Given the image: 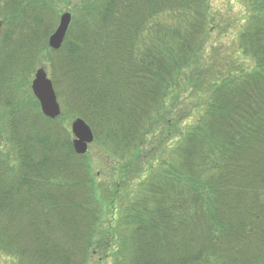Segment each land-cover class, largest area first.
Wrapping results in <instances>:
<instances>
[{"label": "trees", "instance_id": "obj_1", "mask_svg": "<svg viewBox=\"0 0 264 264\" xmlns=\"http://www.w3.org/2000/svg\"><path fill=\"white\" fill-rule=\"evenodd\" d=\"M210 1L85 0L54 50L57 0H0V249L88 264L119 239L115 264H264V0H243L254 13L239 47L256 68L227 76L205 54ZM40 65L116 162L111 213L125 185L139 190L120 230L103 224L63 115H43L29 88Z\"/></svg>", "mask_w": 264, "mask_h": 264}, {"label": "rangeland", "instance_id": "obj_2", "mask_svg": "<svg viewBox=\"0 0 264 264\" xmlns=\"http://www.w3.org/2000/svg\"><path fill=\"white\" fill-rule=\"evenodd\" d=\"M84 1L85 0H57L56 4L60 13L70 11L72 12L73 17H75L80 15V7ZM253 13L254 10L251 8V6L243 0H211L209 2L208 21L209 25L213 27V32L210 35V42H208L206 46L205 54L206 57H209L212 63H216L215 69H220L222 76H227L228 74L237 75L242 72L252 71L256 68L254 60L248 56H245L239 47V35L247 25ZM49 53L50 55H44V59L42 60L41 64H45L49 58L51 59V52ZM47 70L49 76L52 77L49 67H47ZM33 77L29 83V88L31 91ZM188 84L189 82L185 81L183 83V87L175 91V93H178L180 96V100L189 99V93L182 94V92L186 89L185 87H188ZM204 109L205 108L197 113L191 114L194 116L184 120L183 129L185 131L186 128L191 129L197 124L200 116L204 112ZM62 111V121L71 129V123L75 117L73 118V116L65 111L63 105ZM169 144L172 143L169 142ZM7 145V136L2 130H0V147H7ZM106 149V145H101L100 143L94 141L89 145L86 156L92 162L97 197L101 205L105 207L103 224L107 225L109 224V220L113 219V221L118 224V229L120 230L119 223H122L123 221V219H120V216L125 213L129 203L137 196L136 193L139 190L133 192V188H130L129 186L130 184L125 185L126 188L117 198L118 204L115 210V215L111 213L110 199L111 195L113 196L114 194L113 192L115 191V188L117 187L116 183L114 182L116 179L114 177L115 174L113 173L116 162L109 156ZM165 166L166 165L163 167ZM163 167L160 166L161 170ZM105 229L106 228H103V230ZM98 243L100 246V250L98 251L99 255L95 254L88 264H115V254L120 250L122 242H120L118 239L117 241L109 240V242L99 240ZM106 246H108V249H106ZM0 264L20 263L18 259H16V257L11 254V252L0 249Z\"/></svg>", "mask_w": 264, "mask_h": 264}, {"label": "water", "instance_id": "obj_3", "mask_svg": "<svg viewBox=\"0 0 264 264\" xmlns=\"http://www.w3.org/2000/svg\"><path fill=\"white\" fill-rule=\"evenodd\" d=\"M72 21V13L66 11L60 16L59 25L49 38V46L53 49L61 48L68 29ZM34 95L40 102L43 114L50 118H56L61 114V105L58 101L53 81L48 77L45 67L36 70L32 82ZM72 132L74 134L73 145L78 154H85L88 146L95 139L91 126L81 117H77L72 122Z\"/></svg>", "mask_w": 264, "mask_h": 264}, {"label": "bare ground", "instance_id": "obj_4", "mask_svg": "<svg viewBox=\"0 0 264 264\" xmlns=\"http://www.w3.org/2000/svg\"><path fill=\"white\" fill-rule=\"evenodd\" d=\"M65 12H66V11H65ZM61 15H62V13L60 14V16H61ZM60 16H59V17H60ZM71 23H72V22H71ZM58 25H59V21H58ZM58 25H57V27H58ZM70 26H71V24H70ZM57 27H56V28H57ZM69 28H70V27H69ZM68 30H69V29H68ZM42 66L45 67V69H46V71H47V73H48L47 67H46L45 65H40L39 67L36 68V70H37L38 68L42 67ZM36 70H35L34 75H33L34 77H35ZM34 77H33V79H34ZM48 77H50L49 74H48ZM50 78L52 79V77H50ZM52 81H53V79H52ZM32 82H33V80H32ZM31 85H32V83H31ZM53 85H54V81H53ZM54 89H55V91H56L55 85H54ZM56 94H57V91H56ZM57 98H58V101H59V103H60V100H59L58 94H57ZM38 102H39V101H38ZM39 105H40V102H39ZM60 105H61V103H60ZM40 109H41V105H40ZM41 112H42V110H41ZM62 113H63V111H62V105H61V114H60L59 116H61ZM42 114H43V112H42ZM43 115H44V114H43ZM59 116H58V117H59ZM46 117H47V116H46ZM58 117H56V118H58ZM49 118H50V117H49ZM81 118H82V117H81ZM52 119H55V118H52ZM83 119H84V118H83ZM84 120H85V119H84ZM73 121H74V120H73ZM73 121H72V122H73ZM85 121H86V120H85ZM86 122H87V121H86ZM87 123H88V122H87ZM88 124H89V123H88ZM89 125H90V124H89ZM71 130H72V123H71ZM92 130H93V129H92ZM93 132H94V130H93ZM94 135H95V133H94ZM95 138H96V136H95ZM72 141H73V140H72ZM94 141H95V139H94ZM94 141H93V142H94ZM93 142H92V143H93ZM90 144H91V143H90ZM90 144H89V145H90ZM73 147H74V145H73ZM88 149H89V146H88ZM75 152H76V151H75ZM87 152H88V151H87ZM87 152H86V153H87ZM76 153H77V152H76ZM86 153H85V154H79V155H86ZM77 154H78V153H77Z\"/></svg>", "mask_w": 264, "mask_h": 264}]
</instances>
